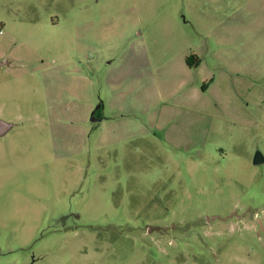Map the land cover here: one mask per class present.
<instances>
[{"label": "rangeland", "instance_id": "1", "mask_svg": "<svg viewBox=\"0 0 264 264\" xmlns=\"http://www.w3.org/2000/svg\"><path fill=\"white\" fill-rule=\"evenodd\" d=\"M0 119V264H264V0H0Z\"/></svg>", "mask_w": 264, "mask_h": 264}, {"label": "water", "instance_id": "2", "mask_svg": "<svg viewBox=\"0 0 264 264\" xmlns=\"http://www.w3.org/2000/svg\"><path fill=\"white\" fill-rule=\"evenodd\" d=\"M92 120L95 121L96 118L94 117ZM12 127H13L12 124L0 119V137L6 135L12 129ZM263 163H264V157L260 153H258L255 156L254 164L261 165Z\"/></svg>", "mask_w": 264, "mask_h": 264}, {"label": "trees", "instance_id": "3", "mask_svg": "<svg viewBox=\"0 0 264 264\" xmlns=\"http://www.w3.org/2000/svg\"><path fill=\"white\" fill-rule=\"evenodd\" d=\"M200 58L196 55H192L191 57L186 58V64L190 68L198 67L200 65Z\"/></svg>", "mask_w": 264, "mask_h": 264}, {"label": "crops", "instance_id": "4", "mask_svg": "<svg viewBox=\"0 0 264 264\" xmlns=\"http://www.w3.org/2000/svg\"><path fill=\"white\" fill-rule=\"evenodd\" d=\"M96 121H98V122H99V120H95L94 122H96Z\"/></svg>", "mask_w": 264, "mask_h": 264}]
</instances>
